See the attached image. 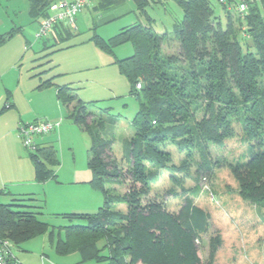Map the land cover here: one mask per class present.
<instances>
[{
  "label": "trees",
  "instance_id": "trees-1",
  "mask_svg": "<svg viewBox=\"0 0 264 264\" xmlns=\"http://www.w3.org/2000/svg\"><path fill=\"white\" fill-rule=\"evenodd\" d=\"M55 1L28 0L31 17L47 16ZM121 1L96 0L93 7ZM132 1L147 23L123 26L106 40L95 38L108 51L126 42L133 48L131 55L115 61L138 105L122 147L130 180L125 193L111 194L107 189L124 175L111 152L114 136L101 134L104 117L89 109L67 85H56L51 78L38 85L54 86L69 118L90 136L89 183L103 192L96 213L63 214L85 223L65 226V237L57 239L55 248L58 253L76 250L82 261L105 264H210L221 235L216 230L209 236L207 259L202 262L195 241L208 231L209 214L195 198L201 178L210 176L217 164L210 144L220 145L235 135L234 119L240 121L248 142L247 155L226 165L240 195L264 205V0H245L243 12L238 10L239 0H226L219 3L223 17L209 0H175L182 16L172 35L155 31L150 23L146 8L160 0ZM67 27L59 23L54 30L68 35ZM14 31L0 33V45ZM168 143L183 153L176 163ZM33 150L35 179L44 182L55 176L45 163L58 164L53 150L38 146ZM165 171L172 182L166 194L179 200L175 212L166 210L163 199L141 201ZM185 179L192 184L186 185ZM17 201L21 203L0 199V240L8 239L16 247L48 228L40 218L42 207L33 197ZM120 202L126 204L125 211L112 209V204Z\"/></svg>",
  "mask_w": 264,
  "mask_h": 264
},
{
  "label": "rangeland",
  "instance_id": "rangeland-1",
  "mask_svg": "<svg viewBox=\"0 0 264 264\" xmlns=\"http://www.w3.org/2000/svg\"><path fill=\"white\" fill-rule=\"evenodd\" d=\"M209 1L215 13L223 17L219 2ZM95 3L93 0L79 10L75 16V29L62 23L69 30L63 38H36L39 27L29 14L28 1L0 2V33L15 29L0 51L13 47L12 44H20L12 49L13 58L17 60L11 68L5 64L0 67V192L3 193L0 199L5 203L20 204L17 199L33 197L42 207L40 218L48 225L44 233L19 244L20 249L16 246L13 249L24 264H105L95 260L82 261L76 250L58 253L55 248L57 239L65 237V226L85 223L80 219H68L64 213L81 210L92 215L97 212V204L103 203L100 201L102 190L86 182L90 172L87 169L90 136L69 118L68 109L59 102L61 113L53 120L57 122L55 131L47 134L51 135L49 148L55 153L58 164L45 162L54 170L55 176L38 182L31 159L34 150L24 146L17 131L20 120L45 119L43 112L51 110L48 103V94L52 93L50 88L39 90L35 87L46 78L45 75L55 74L57 83L71 87L89 109L104 117L101 134L114 136L111 152L124 175L120 183L108 185L109 193L121 195L130 185L125 171L127 164L121 154L124 140L132 131L130 118L138 105L115 61L131 55L133 48L126 42L108 51L96 44L95 38L106 40L121 27L147 23V19L138 12L132 0L99 8L93 7ZM146 10L153 29L169 35L182 16L175 0L150 3ZM3 70L7 71L4 76ZM232 126L233 137L220 145L210 144L211 155L217 164L210 176L201 178L200 192L195 198L196 204L209 214V228L195 243L201 261L205 262L209 236L218 230L221 243L210 264H264V205L240 195L237 180L226 165L243 160L247 155L248 142L243 139L240 121L234 119ZM167 145L172 151L173 162H178L183 153L177 152L174 144ZM185 183L192 184L189 179H185ZM171 185L165 171L141 201L163 199L166 210L175 212L179 200L166 194ZM86 197H91V201L88 202ZM120 203L112 204V209L125 211L126 204Z\"/></svg>",
  "mask_w": 264,
  "mask_h": 264
},
{
  "label": "built area",
  "instance_id": "built-area-1",
  "mask_svg": "<svg viewBox=\"0 0 264 264\" xmlns=\"http://www.w3.org/2000/svg\"><path fill=\"white\" fill-rule=\"evenodd\" d=\"M219 3H225L226 0H217ZM90 0H56L49 7V14L39 20V30L35 37L39 38L50 34L54 27L59 23H65L70 28L75 29V16L79 10L88 5ZM238 10H246L245 0H239ZM136 89L140 88V82L135 85ZM57 122L47 119H38L32 122L19 124L17 131L22 138L25 147L35 148V137L43 136L54 130ZM14 244L8 239L0 240V264H17L18 260L14 254Z\"/></svg>",
  "mask_w": 264,
  "mask_h": 264
},
{
  "label": "crops",
  "instance_id": "crops-1",
  "mask_svg": "<svg viewBox=\"0 0 264 264\" xmlns=\"http://www.w3.org/2000/svg\"><path fill=\"white\" fill-rule=\"evenodd\" d=\"M2 1H4V0H2ZM5 1H11V0H5ZM28 1V0H27ZM93 0H90V2L89 3H91ZM0 2H1V0H0ZM29 3V2H28ZM28 11H29V14H30V8H28ZM2 12V15L4 16V11H1ZM39 20H40V18H38V19H36V22H37V24H38V26H39ZM8 31V30H7ZM6 32V31H5ZM3 33V32H2ZM60 34H57V32L54 30L53 32H51L50 34H47V35H45L46 37H51V38H58V37H60V38H63V36H65L66 34L65 33H63L62 34V32L60 31L59 32ZM58 35V36H57ZM63 35V36H62ZM43 37V36H42ZM40 38V37H39ZM6 44V43H5ZM5 44L4 45H2L1 47H0V49L1 48H4L5 47ZM13 45V47H8L7 49H3L2 51H0V67H3L1 64H5V66H9V68H11V65L12 64H14L15 63V61L17 60H14V58H13V50L12 49H14L15 47H17V46H20V44L19 43H16V44H12ZM17 58H18V56H17ZM2 62V63H1ZM7 71H5V70H3V72H2V76H4L5 75V73H6ZM1 76V77H2ZM46 76V78L44 79V80H46V79H49V78H51L52 79V81H53V83L54 84H56V85H63V84H59V83H57L56 81H55V79H54V77H55V74L54 75H52V76H50V74H47V75H45ZM39 78H41V77H39ZM54 79V80H53ZM44 80H40L39 81V83L38 84H36V89H39V90H41V89H48V88H50V90H51V92L52 93H49L48 94V103L50 104V107H51V110H49V111H45V112H43V115H45V119H47V120H49V121H53V120H55V119H57V117H59V114L61 113V107H60V103H59V101L57 100V98H56V95H55V87L54 86H47V87H42V88H38V85L42 82V81H44ZM49 90V89H48ZM84 101V100H83ZM11 105H12V103H10ZM39 119V118H38ZM34 120H36V119H33V120H30V121H27V122H32V121H34ZM27 122H24L23 120H20V122L18 123V126H19V124H21V123H27ZM54 122V121H53ZM80 128V127H79ZM55 130H52V131H50V132H54ZM49 132V133H50ZM49 133H47V134H49ZM43 135V136H38V137H35L34 138V141H35V144H36V146H38V147H49V145H51L52 143H51V141H50V139L49 138H51V135L50 136H48V135ZM53 137V136H52ZM88 169V168H87ZM89 170V169H88ZM55 173H57V172H55ZM89 180H90V172H89ZM89 180H86V182H89ZM79 181V180H78ZM92 189V188H91ZM89 190V189H88ZM90 191V190H89ZM28 193H30V192H28ZM86 199L88 200V202H90L91 201V197H86ZM100 201H103V196H102V200H100ZM120 204H124V203H120ZM99 207L102 205V203H98L97 204ZM98 207V208H99ZM76 210V209H75ZM75 210H73V211H75ZM83 211H81V210H78L76 213H82ZM68 213H72V212H69L68 211ZM17 248L18 249H20L19 248V246H17ZM16 258H17V260H18V262L20 263V264H24L22 261H24V260H20L17 256H16Z\"/></svg>",
  "mask_w": 264,
  "mask_h": 264
}]
</instances>
